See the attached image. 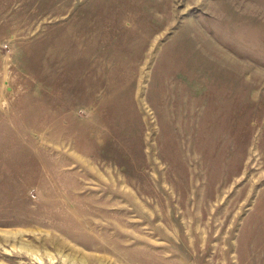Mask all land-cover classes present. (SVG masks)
I'll use <instances>...</instances> for the list:
<instances>
[{
	"label": "rangeland",
	"instance_id": "1",
	"mask_svg": "<svg viewBox=\"0 0 264 264\" xmlns=\"http://www.w3.org/2000/svg\"><path fill=\"white\" fill-rule=\"evenodd\" d=\"M0 264H264V0H0Z\"/></svg>",
	"mask_w": 264,
	"mask_h": 264
}]
</instances>
